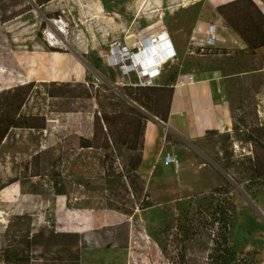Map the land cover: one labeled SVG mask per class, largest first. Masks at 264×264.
Returning <instances> with one entry per match:
<instances>
[{"label": "rangeland", "instance_id": "obj_1", "mask_svg": "<svg viewBox=\"0 0 264 264\" xmlns=\"http://www.w3.org/2000/svg\"><path fill=\"white\" fill-rule=\"evenodd\" d=\"M43 1L0 0V89L27 83V78L52 79L71 68L64 59L43 51L48 46L42 34L45 20L58 13L68 16L71 25L63 49L80 52L92 63L101 60L97 66L101 71L92 69L83 86L55 87L38 81L23 111L46 114L47 128L13 130L1 146L0 184L47 147H57L52 156L57 167L44 177H33L34 192L23 193L25 198H19V183L1 190L0 264H206L212 239L222 226L210 210L230 199L238 211L233 231L236 240L264 245V178L255 182L245 178L249 161L264 156V71L235 77L227 84L231 125L195 142L168 133V147L149 168L147 158L133 182L125 168L132 153L126 145L128 121L120 117L95 126V113L100 117L104 111L115 115L122 109L126 113L125 86H132L123 84L128 80L105 63L103 56L110 43L166 28L186 56L193 27L209 9L206 0H74L86 9L66 13L43 6L47 3ZM219 50L193 54L194 60ZM237 61L239 69L246 68L247 58ZM255 66L252 62L251 67ZM176 72L179 67H167L152 86H171L169 78ZM109 75L118 78L112 81ZM50 92L64 97L52 98ZM169 100V94L161 92L151 103L152 111L143 110L150 120L165 122L161 116L168 113ZM147 123L148 142L153 123ZM82 137L94 139L96 145L80 147ZM104 149L115 168L108 188ZM167 153L179 160V166L162 162ZM223 165H228V171ZM54 175L68 185L69 197L57 195L46 185ZM110 204L122 210L110 209ZM19 208L34 211L38 221L35 214L18 219L25 215L17 213ZM89 226L95 227L69 234L63 231ZM34 234L38 235L33 242L34 258L28 263ZM183 253L186 262L181 259Z\"/></svg>", "mask_w": 264, "mask_h": 264}, {"label": "crops", "instance_id": "obj_2", "mask_svg": "<svg viewBox=\"0 0 264 264\" xmlns=\"http://www.w3.org/2000/svg\"><path fill=\"white\" fill-rule=\"evenodd\" d=\"M239 1V5L237 4L235 7H223L221 11L218 10L220 6ZM252 1L255 3V6L246 8V2L242 0H206L209 9L195 23L193 35L203 37L209 24L216 23L221 38L218 45L214 47L220 49L217 54L201 55V57L194 60L193 54L189 53L187 47L186 56H182L177 43L172 37L179 54V62L171 67H179L177 78L180 76V84L178 86H173L174 82L171 84L174 92L170 103L168 121H148L153 123V136L148 142L147 123L144 137L143 163H146L145 161L148 158V168L156 163L159 155L170 144L167 141L168 133L185 142H195L207 138L215 131H222L226 126L232 124L230 117L231 104L225 90L227 84L235 77H243L250 73L264 71V45L251 49L246 39V35L250 38H256L258 30L264 28V0ZM87 2H90V0ZM43 6L59 11L61 9L63 13L71 9L80 10L82 8L76 6L74 0H52ZM82 9L85 10L86 8ZM61 14L58 13V15ZM64 18L69 19L65 15ZM251 32L255 35L250 34ZM259 39L264 40V38ZM37 43L39 44V41ZM43 51L53 54L56 59H64L71 65V68L64 69L61 75H57L52 79H37L34 77L27 78V82L40 81L47 83H71L73 86L76 84L84 85L86 80H90L92 69L101 71V68L94 65V62L92 63L85 58L84 54L80 52H72L68 49L53 50L48 46H45ZM240 57L247 58L248 62L246 61L247 63H245L246 68L239 69L240 65L237 60H240ZM86 59L91 67L85 63L84 60ZM252 62L256 65L255 67H251ZM108 77L112 81L118 78L115 75H109ZM91 81L93 82V80ZM163 160L164 156L162 162ZM18 191L20 194L19 198L26 197L27 194H23L20 191V186ZM19 209L20 211L17 213H24L26 215L35 214L36 222L38 221L34 211L26 208L24 210ZM36 222L34 223V228L35 231H38ZM105 225L107 223L102 222L97 226ZM94 227L89 226L79 231L91 230ZM245 245L248 250L255 252L257 264H264V245L252 246L249 244V246L248 243H245Z\"/></svg>", "mask_w": 264, "mask_h": 264}, {"label": "trees", "instance_id": "obj_3", "mask_svg": "<svg viewBox=\"0 0 264 264\" xmlns=\"http://www.w3.org/2000/svg\"><path fill=\"white\" fill-rule=\"evenodd\" d=\"M51 0H44V2H49ZM246 2V8L254 7L255 3L252 0H242ZM239 2H234L233 4H228L225 6H220L219 11L223 7H235ZM250 34L255 35L253 32ZM261 36V37H260ZM259 38H264V28H260L256 34V38H250L246 35V39L249 42L251 49L258 48L264 45V40ZM53 50H59L54 49ZM96 66H99L101 60H94ZM177 72L174 73L169 78V82H174L177 79ZM36 81H30L24 84H18L11 88L0 89V148L3 145L6 138L9 134L16 129H36V130H45L47 128V118L46 114L39 113H26L23 111L26 106L31 92L37 85ZM47 83V82H42ZM93 83V82H92ZM52 86L58 87H70L73 86L71 83H50ZM50 85V86H51ZM83 86L82 84H76ZM126 95L128 99H125L124 105L126 108V113H123L122 109L119 110V114L113 115L109 112L104 111L100 117L98 113H95V126L101 125L102 122L110 124L112 120H118V118H125L130 127L129 139L126 143L128 149L132 152L129 162L125 165L127 169V177L130 176L131 181L133 182L136 177L139 176V168L143 163V149H144V137L147 122L150 120L144 110L152 111L151 103L156 101V98L161 92H167L169 94V108L166 115L161 116L162 120L165 122L168 121L170 113V103L174 88L170 85L164 86H125ZM50 97L60 98L64 97L62 94L50 92ZM103 107V105H101ZM124 108V107H123ZM144 109V110H143ZM117 113V112H115ZM125 115V116H124ZM157 115V114H156ZM217 131L213 132L215 134ZM262 134V133H261ZM254 138L252 136L248 137V141L252 142ZM258 144V142H254ZM96 144L94 139L80 138V147L90 148L94 147ZM261 145V144H260ZM110 146V145H109ZM116 147V146H115ZM57 147H47L43 150H40L32 155L30 160H27L25 163H22L20 169L18 170L17 175L11 178L5 184H0V192L5 187L19 183L20 191L22 193H33L34 186L31 182L33 177H44L48 173L54 171L57 167V161L54 157V151ZM105 155V171H106V188H108L113 181L108 180L111 177V173L115 171L113 160H109V154L106 149H104ZM113 156V155H112ZM54 158V159H53ZM251 165L249 166V171L246 173L245 178L249 182L259 181L264 178V156L256 155L252 160L249 161ZM223 168L228 171V165H223ZM248 169V168H247ZM119 176H122V172L118 173ZM0 177H1V166H0ZM133 178V179H132ZM142 179V178H141ZM146 182L143 180L141 182V190H145ZM46 185H49L54 193L57 195H66L70 196L69 188L66 183L61 182V177L51 176L49 180L46 181ZM227 192V191H226ZM212 199L217 195L216 192L212 193ZM215 199V198H214ZM147 205L146 207H148ZM110 209H116L121 211L119 207H115L113 204L108 206ZM203 211V210H202ZM124 212V211H122ZM237 205L230 200H226L224 204L217 203L216 206H212L210 210L211 215H215V221L222 223L221 229H219L218 236L215 235L213 241V248L208 253L206 264H257L255 252L248 250L244 242L236 240L233 235L235 230V223L237 222ZM18 219L21 217H29L25 215L16 216ZM122 221V220H121ZM111 221L105 222L109 224ZM67 231V234L70 232H80L79 230H63ZM38 235H33L31 237V251L28 255L27 262L29 263L34 257V247L33 244ZM19 257V253H16ZM182 261L186 262V254L183 253L181 256Z\"/></svg>", "mask_w": 264, "mask_h": 264}, {"label": "built area", "instance_id": "obj_4", "mask_svg": "<svg viewBox=\"0 0 264 264\" xmlns=\"http://www.w3.org/2000/svg\"><path fill=\"white\" fill-rule=\"evenodd\" d=\"M70 22L64 16L47 17L42 29L43 38L50 48L63 49L71 34ZM125 36L113 40L106 54L105 63L116 68L126 85L152 86L156 85L167 67L179 62V54L169 31L162 28L156 32H141L140 35ZM220 35L216 23H210L203 37L192 36L188 45L190 54L206 52L218 45ZM132 77L136 81H132ZM173 86L180 84V76ZM95 85L96 82H93ZM165 165L179 166V160L167 153L163 160Z\"/></svg>", "mask_w": 264, "mask_h": 264}]
</instances>
